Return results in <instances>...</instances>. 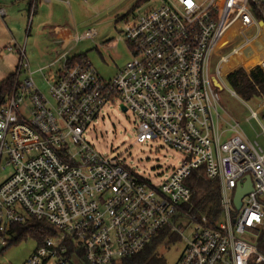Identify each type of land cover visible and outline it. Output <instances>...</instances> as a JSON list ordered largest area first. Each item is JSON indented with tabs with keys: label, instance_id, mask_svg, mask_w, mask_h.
<instances>
[{
	"label": "built area",
	"instance_id": "built-area-1",
	"mask_svg": "<svg viewBox=\"0 0 264 264\" xmlns=\"http://www.w3.org/2000/svg\"><path fill=\"white\" fill-rule=\"evenodd\" d=\"M263 31L264 0H160L127 23L124 38L133 57L112 78L86 57L67 56L66 44L59 69L43 74L47 92L20 48L19 83L0 98V174L10 168L0 180V248L11 244L15 226L36 218L55 233L23 264H70L69 244L73 259L81 251L87 264H115L165 231L185 240L176 264H264V150L221 104L214 84L217 78L225 86L236 67H244L223 70L251 45L252 56ZM26 69L29 75L20 79ZM108 104L139 118L138 142L160 139L182 152L160 183L86 139ZM252 114L264 136V108ZM195 172L218 186L217 217L186 209L192 199L187 179ZM248 175L253 190L237 208L236 190Z\"/></svg>",
	"mask_w": 264,
	"mask_h": 264
},
{
	"label": "rangeland",
	"instance_id": "rangeland-1",
	"mask_svg": "<svg viewBox=\"0 0 264 264\" xmlns=\"http://www.w3.org/2000/svg\"><path fill=\"white\" fill-rule=\"evenodd\" d=\"M138 1L51 0L50 3H43L42 6H39L36 14L33 13L29 16L26 11V25L22 33L21 48L24 49L30 70L35 71L33 76L36 84L47 92L49 88L43 74L51 77L54 74L53 72L59 69L61 65L59 58L65 52L61 47V43L54 44V37H52L53 34L50 30V23L52 22L54 24L70 25L75 36L81 37L89 30L95 31L93 37L83 38L78 42L73 41L67 49V56L73 58L84 55L104 78H112L133 57L130 46L124 38L127 23L160 5V0H144L139 7L133 10L132 8ZM197 1L204 2V0ZM228 51L230 50H226V52ZM17 54L15 56L18 57L17 64H19L21 53L18 52ZM4 56L0 58V66L4 64L9 70L0 71V79L5 77L7 75L5 73H9L7 71L11 69ZM232 62L233 60H231ZM214 63L215 61H213V65ZM40 68H45L43 73L39 71ZM227 68L226 66L223 67L224 72ZM240 68L249 72V70L240 66H237L235 70ZM21 72L20 78L23 79L29 75L30 71L26 69ZM224 85L223 88L216 87L221 104L241 123L243 132L250 139L257 140L264 150L263 129L252 114V109L258 110L264 103V95L262 98L244 102L238 96L232 94L228 79H225ZM221 114L223 117H228L223 107L221 108ZM138 122L139 118L132 111H124L119 104H108L103 108L99 119L92 123L85 133V137L107 157L117 156L152 183L158 184L165 178L166 174L170 173L172 168L180 164L183 154L160 139L147 140L143 143L138 142L136 130ZM261 122L264 124L262 116ZM225 127L226 125L223 124V128ZM9 171L10 168H7L4 172H1L0 180H3ZM182 222L186 224V220H182ZM179 227L185 233L188 232L187 235L189 234V230H186L183 224ZM17 236L16 232L8 236V240L12 243L5 249L0 248V252L2 251L1 263L23 264L38 246V240L31 234L15 241ZM184 247L185 240L183 236L178 231H173L169 236L163 238L157 251L166 259L167 264H174L184 251ZM117 262L115 264H123L122 261ZM70 264L87 263L82 259H72Z\"/></svg>",
	"mask_w": 264,
	"mask_h": 264
},
{
	"label": "trees",
	"instance_id": "trees-1",
	"mask_svg": "<svg viewBox=\"0 0 264 264\" xmlns=\"http://www.w3.org/2000/svg\"><path fill=\"white\" fill-rule=\"evenodd\" d=\"M143 1L144 0H142V2ZM252 50L253 49H251V51ZM255 51L256 52L252 58L249 57L246 59V57L249 56V53L241 57L242 61H245L244 63L249 67V69L257 65L264 66V48H260V41L256 44ZM83 57L85 56L79 55L74 59L77 60ZM228 81L232 90L246 102L255 98H262L264 95V71L260 67L252 69L249 73L240 68L229 75ZM18 83L19 79L17 71L0 82V98H3L16 88ZM187 184L192 189V199L186 206V209H192L193 212L199 215H207L209 218L217 217L220 209V193L217 184L214 181L206 179L197 172L193 173L187 179ZM28 223L30 224L27 226L21 224L14 227L13 231L18 235L15 241H18L21 237H24L27 234H31L38 240V242H41L46 236L55 233L53 227L44 220L33 218L30 219ZM165 232H163L160 236L155 237L137 255L130 258H123L119 261H122L123 264H167L166 259L157 251L158 246L163 241V238L170 235V233ZM69 248V257L73 259V246L69 244ZM76 257L83 260L82 252L78 251Z\"/></svg>",
	"mask_w": 264,
	"mask_h": 264
},
{
	"label": "crops",
	"instance_id": "crops-1",
	"mask_svg": "<svg viewBox=\"0 0 264 264\" xmlns=\"http://www.w3.org/2000/svg\"><path fill=\"white\" fill-rule=\"evenodd\" d=\"M50 2L51 0H0V9H3L4 12V14H0V58H3V56L6 55L4 56V59L5 61H8L11 68L10 71H7L9 73H5L7 75L0 79V82L17 71L18 57H16L15 54H17L22 47V33L24 26L26 25L25 12L27 11L29 16L33 13L36 14L39 6H42L43 3L48 4ZM140 3H142V0H139L132 9L134 10ZM46 26H48V24H46ZM50 30L53 34L52 37H54V44L61 43L63 50L65 45H70L73 42L72 39L75 37L74 30L70 25L68 26L59 23L54 24V22H52L50 23ZM4 69L9 70L8 67L3 64V66H0V71H3ZM242 101L244 100L242 99Z\"/></svg>",
	"mask_w": 264,
	"mask_h": 264
},
{
	"label": "water",
	"instance_id": "water-1",
	"mask_svg": "<svg viewBox=\"0 0 264 264\" xmlns=\"http://www.w3.org/2000/svg\"><path fill=\"white\" fill-rule=\"evenodd\" d=\"M214 84L219 88H223L222 84L219 82L217 78H214ZM122 108L124 111L127 110L125 106H122ZM246 179H247V182L245 186H238L236 190V194L234 197V203L237 208L241 207L242 198L253 190V183H252L251 177L248 175Z\"/></svg>",
	"mask_w": 264,
	"mask_h": 264
},
{
	"label": "bare ground",
	"instance_id": "bare-ground-1",
	"mask_svg": "<svg viewBox=\"0 0 264 264\" xmlns=\"http://www.w3.org/2000/svg\"><path fill=\"white\" fill-rule=\"evenodd\" d=\"M261 39H264V31L262 32V34L260 35V37L258 38V40L256 41L255 44H257V43L259 42V40H261ZM252 46H253V45H251V46L249 47L248 50H241V51L239 52V54L235 56V58H232V59H231V60H233V62L231 63V60H230L229 62H227V63L224 65V67H225V66L228 67L227 70H229V69L231 68V66H232L233 63H238V64L244 66L246 69H249V67L245 65V63H244L245 61H242L241 57H242L243 55H246V54L249 53V56L246 57V59H248L249 57L252 58V56L254 55V53H253L252 56H251V54H250V53L252 52L251 49L254 48V47H252ZM227 70H226V71H227ZM263 108H264V103H263L262 106L259 108V111L262 110Z\"/></svg>",
	"mask_w": 264,
	"mask_h": 264
}]
</instances>
